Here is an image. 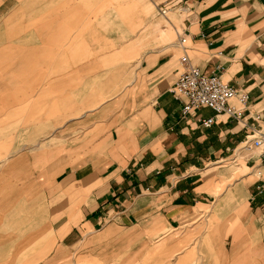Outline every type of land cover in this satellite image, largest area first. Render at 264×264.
I'll return each instance as SVG.
<instances>
[{"label":"crops","instance_id":"crops-1","mask_svg":"<svg viewBox=\"0 0 264 264\" xmlns=\"http://www.w3.org/2000/svg\"><path fill=\"white\" fill-rule=\"evenodd\" d=\"M184 54L241 120L182 116ZM256 131L264 0H0V264H264Z\"/></svg>","mask_w":264,"mask_h":264},{"label":"built area","instance_id":"built-area-1","mask_svg":"<svg viewBox=\"0 0 264 264\" xmlns=\"http://www.w3.org/2000/svg\"><path fill=\"white\" fill-rule=\"evenodd\" d=\"M181 48H185L186 39L179 38ZM182 73L178 78L171 93L176 101L182 104V116H187L198 109L206 108L218 115H227L235 120H241V112L230 105V101L237 100L242 108L248 103V95L241 93L228 84L222 82L218 74L207 75L192 65L188 57L184 54L179 59ZM215 122L214 118H209L201 122L205 129L210 128ZM252 147L261 151L260 155L264 159V133L256 131Z\"/></svg>","mask_w":264,"mask_h":264}]
</instances>
